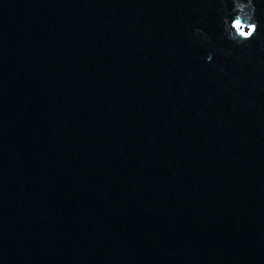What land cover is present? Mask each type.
<instances>
[{
	"label": "water",
	"instance_id": "obj_1",
	"mask_svg": "<svg viewBox=\"0 0 264 264\" xmlns=\"http://www.w3.org/2000/svg\"><path fill=\"white\" fill-rule=\"evenodd\" d=\"M219 15L0 0L3 264H264V3L244 47Z\"/></svg>",
	"mask_w": 264,
	"mask_h": 264
},
{
	"label": "clouds",
	"instance_id": "obj_2",
	"mask_svg": "<svg viewBox=\"0 0 264 264\" xmlns=\"http://www.w3.org/2000/svg\"><path fill=\"white\" fill-rule=\"evenodd\" d=\"M264 3V0H259ZM258 0H220V28L224 39L237 47H244L258 32L260 20L257 16ZM194 35L205 43H211L207 32L201 28L194 29ZM215 52L210 51L206 62L214 60ZM0 264H3L0 261Z\"/></svg>",
	"mask_w": 264,
	"mask_h": 264
}]
</instances>
